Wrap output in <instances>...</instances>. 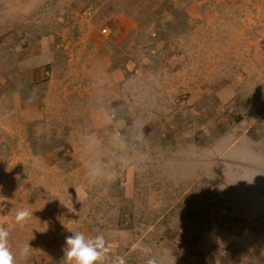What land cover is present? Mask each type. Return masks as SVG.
Here are the masks:
<instances>
[{"label":"rangeland","instance_id":"1","mask_svg":"<svg viewBox=\"0 0 264 264\" xmlns=\"http://www.w3.org/2000/svg\"><path fill=\"white\" fill-rule=\"evenodd\" d=\"M117 9L135 32L82 53L74 29L103 39ZM263 159L264 0H0V226L16 264H61L77 231L126 264H264L263 225L221 221L215 251L196 226L203 206L257 208L246 168Z\"/></svg>","mask_w":264,"mask_h":264},{"label":"crops","instance_id":"2","mask_svg":"<svg viewBox=\"0 0 264 264\" xmlns=\"http://www.w3.org/2000/svg\"><path fill=\"white\" fill-rule=\"evenodd\" d=\"M74 5V4H73ZM71 6V5H70ZM88 10H86L85 12L82 13V11H75L74 13L77 14L76 20L79 18H81V20H85V18L90 15L89 12H87ZM95 14V12H94ZM80 15V17H79ZM108 27L104 30H102L100 33H102V38L100 39V35H99V31L97 30H87L85 32H83L82 34H79L80 30L74 29L75 31H73V35H76L78 33L77 38H85V40H81L82 42V46L80 47V50L82 51V53L84 54H88L89 56L92 54H102L104 56H106L107 54H110L111 49H121V43L123 40H125L127 38L128 35L132 34L135 32V30L133 31V19L127 14V12L125 10H121V9H117L114 10V12L109 13L108 15ZM60 21H64V17L60 16ZM89 19H87V21H89ZM62 38L65 41L66 37L65 34H62ZM79 44V43H78ZM69 46V45H68ZM54 48L55 45H53V47L51 48H46L45 52L43 54V56H41L39 58V61L41 64H53V60H54ZM90 58H93L90 56ZM88 63V62H87ZM104 63V62H103ZM96 67L100 66V69L102 68L104 70V73L102 76V85H106V86H111L115 83H112V74H108L105 70H108V68H110V65H98V64H94ZM116 75V74H115ZM114 79V77H113ZM89 114V113H87ZM263 165L262 167H260V169L257 170L256 173V166L250 168V166H247L246 171L248 169L249 173L247 175V177L245 178V180L247 181H253V179L256 177L257 179L261 182L260 188L253 190L252 192L255 193H251V196H253L252 198L254 199V197H256L258 200V205L256 206L257 208H253L252 210H246L244 209V207L241 209L240 208V204L239 203H244L241 200L238 199H234L230 202H225L222 205L218 206H214L213 211L210 209H207V207L203 206L202 207V214L201 213H197L198 216L197 218H199V221L196 222V226H199V228L201 230H203V234H201V237H204V243H208L207 250L210 249L209 251H215L218 249L219 246V242L218 239L221 238V235H219V228L221 225V221L226 220L225 222L227 223H232L236 216H238L237 218H239V223L240 226L242 228H249L250 226H252V228L257 227L258 225H263L264 227V159L262 160ZM240 165H243L242 163ZM251 169V170H250ZM251 173V175H250ZM258 174V176H256ZM249 175L252 176V180L249 179ZM243 177V176H241ZM240 177V178H241ZM244 178V177H243ZM241 183L242 181H244V179H240L239 180ZM236 186V185H235ZM220 188V187H219ZM226 189H224L225 191ZM223 189L222 192L224 193ZM221 192V191H218ZM221 196L223 195L222 193H219ZM259 195V197H258ZM253 202V201H252ZM256 202V203H257ZM236 205L237 210H235V208H232V205ZM222 206V207H221ZM221 211H220V210ZM231 209V211L229 210ZM224 214V217L223 215ZM226 214V215H225ZM189 228H196L195 227V222L190 223V225L188 226ZM218 234H217V233ZM217 235V236H216ZM220 236V237H219ZM218 238V239H216ZM108 243L111 245V242L108 241ZM54 243H50L49 245H53ZM65 245V242L63 243ZM55 245L56 242H55ZM48 247V245H47ZM214 250H213V249ZM43 253L46 254V259L48 258H52L54 257V259L58 258V252H57V248H45L43 250ZM212 253V252H211ZM215 258V256H212V258ZM211 258V256H210ZM57 260V259H56ZM56 262V261H55ZM46 264V263H45Z\"/></svg>","mask_w":264,"mask_h":264},{"label":"clouds","instance_id":"3","mask_svg":"<svg viewBox=\"0 0 264 264\" xmlns=\"http://www.w3.org/2000/svg\"><path fill=\"white\" fill-rule=\"evenodd\" d=\"M33 216L28 209L17 210L14 221L24 227L27 220ZM71 232V231H70ZM66 237L64 259L61 264H126L123 256H111V245L103 234L86 237L83 232H71ZM9 231L0 226V264H16V257L9 246ZM29 245L21 250V255H27ZM146 264H157L156 259L150 258Z\"/></svg>","mask_w":264,"mask_h":264}]
</instances>
